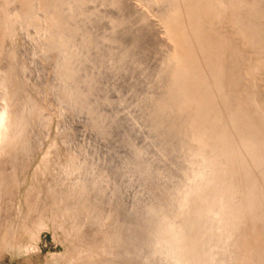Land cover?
<instances>
[{"label": "rangeland", "instance_id": "374dc122", "mask_svg": "<svg viewBox=\"0 0 264 264\" xmlns=\"http://www.w3.org/2000/svg\"><path fill=\"white\" fill-rule=\"evenodd\" d=\"M182 1L0 0V264H264V0Z\"/></svg>", "mask_w": 264, "mask_h": 264}, {"label": "bare ground", "instance_id": "6f19581e", "mask_svg": "<svg viewBox=\"0 0 264 264\" xmlns=\"http://www.w3.org/2000/svg\"><path fill=\"white\" fill-rule=\"evenodd\" d=\"M12 1V0H11ZM37 1V0H36ZM186 1H188V0H186ZM185 0L184 1H182V2H186ZM5 2H6V0H5ZM17 2H18V0H17ZM33 2V1H32ZM31 2V3H32ZM178 2V1H177ZM264 2V1H263ZM7 3V2H6ZM9 4V3H8ZM11 4V3H10ZM183 4V3H182ZM185 4H187V3H185ZM263 4V3H262ZM12 5V4H11ZM34 5V4H33ZM179 5V7H180V5L181 4H178ZM211 5V4H210ZM219 5H220V3H219ZM257 5V4H256ZM0 6H1V4H0ZM3 6V5H2ZM183 6V5H182ZM181 6V7H182ZM208 6H209V4H208ZM213 6V5H212ZM226 6V5H225ZM5 7H8V6H5ZM199 7V6H198ZM211 7V6H210ZM259 7V6H258ZM183 9H184V7H182ZM197 9V8H196ZM204 9H205V7H204ZM8 10V9H7ZM168 10V9H167ZM174 10H176V8H174ZM173 10V11H174ZM178 10V9H177ZM174 11L173 12V14L171 13V16H169V17H167L166 19H163V25H164V29L166 30V34L165 35H167V38L169 39V41L171 42V44H172V46H173V52H172V62H170V63H173V71H179V72H185V73H187V69L189 68V64H190V62H192L193 61V59L196 57V51H195V48H196V46H194L193 45V43H192V40L194 39V38H196L197 36H195L196 34H197V32L196 31H194V30H192V27H193V25L197 22V20H194L193 18H188V17H190V16H188V17H186V18H183L182 20L179 18L180 16H178L179 15V13L181 12V11ZM262 10V9H261ZM189 11L191 12V10L189 9ZM194 11V10H193ZM192 11V12H193ZM207 11V10H206ZM1 12H3L2 10H1ZM0 12V13H1ZM187 12V11H186ZM229 12H231V11H229ZM234 12V11H233ZM4 13V12H3ZM169 13V12H168ZM205 13V12H204ZM209 13V12H208ZM235 13V12H234ZM188 14V13H187ZM206 14H207V12H206ZM183 15H185V14H183ZM211 16V15H210ZM221 16V15H220ZM235 16V15H234ZM207 17H209L208 15H207ZM263 17V16H262ZM233 18V17H232ZM236 18V17H235ZM234 18V19H235ZM193 19V20H192ZM202 19V18H201ZM200 19V20H201ZM237 20H238V16H237V18H236ZM242 20V19H241ZM228 21V20H227ZM246 21H248V20H246ZM231 22H233V21H231ZM237 22H240L239 20L237 21ZM243 22H245V21H243ZM197 24V23H196ZM244 24V23H243ZM249 24V23H248ZM246 25V23L244 24V26ZM1 26V25H0ZM3 26V25H2ZM211 26V25H210ZM231 26V25H230ZM161 27V26H160ZM159 27V28H160ZM163 27V26H162ZM239 27H242V22L240 23V25H239ZM247 27V26H246ZM4 28V27H3ZM3 28H0V30L1 29H3ZM257 28V27H256ZM211 29V28H210ZM242 29V28H241ZM240 29V30H241ZM244 29V28H243ZM261 29V28H260ZM228 30V29H227ZM226 30V31H227ZM230 30V29H229ZM256 30V29H255ZM254 30V31H255ZM244 31V30H243ZM243 31H239L241 34L243 33L244 34V32ZM246 32H249L248 31V29L247 30H245ZM2 32V30L0 31V33ZM4 32V31H3ZM2 32V33H3ZM205 32H206V30H205ZM227 32H229V31H227ZM0 34V37L3 35V34ZM161 33V32H160ZM163 33V32H162ZM216 34V33H215ZM238 34V33H237ZM240 34V35H241ZM242 34V35H243ZM247 35H249V34H251L250 32L249 33H246ZM245 34V35H246ZM253 34V33H252ZM251 34V35H252ZM198 35H199V33H198ZM208 35V34H207ZM225 35V34H224ZM227 36V35H226ZM244 36V35H243ZM250 36V35H249ZM249 36H247L248 38H249ZM245 37L246 36H244V39H245ZM252 37H254V36H252ZM251 37V38H252ZM248 38H246L248 41L249 40H251L250 38L248 39ZM1 39V38H0ZM238 39V38H237ZM243 39V40H244ZM245 39V40H246ZM253 39V38H252ZM184 40V46L182 45H180V43H182V41ZM188 40H190V41H188ZM196 42V41H195ZM244 42V41H243ZM243 42H242V46H243ZM168 43V42H167ZM239 43H241L240 41H239ZM248 43V42H247ZM168 44H170V43H168ZM220 44V43H219ZM256 44V43H255ZM258 44V43H257ZM249 46V45H248ZM254 46V45H253ZM260 46V45H259ZM169 47H170V45H169ZM194 47V48H193ZM244 47V46H243ZM179 48V49H178ZM240 48H242L241 46H240ZM239 48V49H240ZM251 48V47H250ZM261 49V48H260ZM243 50H244V48H243ZM239 52V51H238ZM251 52L253 53V50H251ZM198 53V52H197ZM242 53V52H241ZM251 55V54H250ZM256 57V56H255ZM257 57H259V56H257ZM263 57V56H262ZM239 59V58H238ZM242 63V62H241ZM169 64V63H168ZM213 64H215V63H213ZM240 64V63H239ZM170 65V64H169ZM198 64L196 63L195 64V66H197ZM254 65V64H253ZM172 68V67H171ZM239 68V67H238ZM241 68V67H240ZM206 69V68H205ZM204 69V70H205ZM208 69V68H207ZM197 70V69H196ZM201 70V69H200ZM203 70V71H204ZM240 70V69H239ZM243 70V69H242ZM202 71V70H201ZM262 72V71H261ZM191 73V72H190ZM206 73V72H205ZM204 72H203V74H205ZM172 74V73H171ZM174 74H176V73H174ZM177 74H178V72H177ZM182 74V73H181ZM180 74V77H182V75ZM188 74V73H187ZM196 74H197V72H196ZM196 74H194L195 76H196ZM200 74V73H199ZM202 74V75H203ZM223 74V73H222ZM1 75V74H0ZM185 75V74H184ZM183 75V76H184ZM198 75V74H197ZM202 75L199 77V78H201L202 77ZM262 75V74H261ZM173 76V75H172ZM178 76V75H177ZM186 76V75H185ZM185 76H184V78H185ZM188 76V75H187ZM191 76V75H190ZM188 77V80H189V82H190V85H191V87H194V85H196L197 84V80L199 79H196L197 78V76H196V83H195V79L194 80H192V78L191 77ZM195 76H193V77H195ZM205 76V75H204ZM174 77H176L175 75H174ZM179 77V76H178ZM183 77H182V79H184ZM203 78V77H202ZM219 78V77H218ZM174 79H176V80H178L177 78H174ZM180 79L181 78H179V81H180ZM261 79H263V78H261ZM186 80V79H185ZM187 80V81H188ZM201 81V79H199V81L198 82H200ZM178 82V81H177ZM184 82V81H183ZM208 82V81H207ZM184 84H185V86L188 84V83H185L184 82ZM183 84V85H184ZM199 84V83H198ZM172 85V84H171ZM189 85V84H188ZM190 85H189V87H190ZM187 87V86H186ZM186 87H185V89H186ZM177 88H179V86L178 87H176V89ZM184 88V86H182V90H185V89H183ZM175 89V88H174ZM188 89H190V88H188ZM187 89V90H188ZM205 89V88H204ZM186 90V91H187ZM189 91V90H188ZM191 91V90H190ZM4 92V91H3ZM180 92V91H179ZM184 94H185V91L183 92ZM182 93V94H183ZM190 94H192L191 92H189ZM182 94H180L182 97H183V95ZM194 94H196L194 91H193V94H192V97H193V95ZM14 95V94H13ZM208 95V94H207ZM245 95V94H244ZM187 96H189L188 95V93H187ZM199 96V95H198ZM201 96V95H200ZM199 96V98H202V97H200ZM246 96V95H245ZM191 97V98H192ZM194 97H196V95H194ZM181 98V97H180ZM190 98V97H189ZM198 98V99H199ZM182 99V98H181ZM186 98H184L183 97V100L182 101H184ZM245 99V98H244ZM9 100V99H8ZM191 100V99H190ZM197 101V99H192V101ZM247 100V99H246ZM171 101V100H170ZM176 101H177V99H176ZM179 101H180V99H179ZM178 101V102H179ZM188 102V101H187ZM243 102V101H242ZM182 103V102H181ZM180 103V104H181ZM192 103V102H191ZM196 103V102H195ZM194 103V104H195ZM200 103V102H199ZM187 104V103H186ZM182 105V107L184 106L183 104H181ZM188 105H192V104H188ZM8 106V105H7ZM193 106V105H192ZM176 107H178V106H176ZM179 107H180V105H179ZM190 107V106H189ZM8 108V107H7ZM181 109H183V108H181ZM189 111V110H188ZM7 112H9V110L7 111ZM199 112V111H198ZM10 113V112H9ZM5 114V113H4ZM191 114H192V112H191ZM5 118V117H4ZM2 119V118H1ZM3 120V119H2ZM6 120V119H5ZM250 121V120H249ZM248 121V122H249ZM3 122V121H2ZM254 122V121H253ZM6 123H7V121H6ZM196 123H198V122H196ZM196 134V133H195ZM6 136V135H5ZM204 136V135H203ZM221 136V135H220ZM195 138H197V137H195ZM204 138V137H203ZM199 140H201V137H200V139ZM1 141V140H0ZM220 141H221V139H220ZM217 142H219V141H216V143ZM195 143V142H194ZM202 143V142H201ZM201 145V144H200ZM213 149V148H212ZM214 150H216L215 148H214ZM219 150V149H218ZM203 151V150H202ZM202 151H200V152H202ZM203 152H205V151H203ZM8 153V152H7ZM241 153V152H240ZM203 155H205L204 153H202ZM215 154V153H214ZM214 154H211V155H214ZM202 156V155H201ZM200 155H198V157L200 158L201 157ZM203 157V156H202ZM202 157H201V159H202ZM205 157H207L206 158V160L208 161L209 159H208V156H204L203 157V159L205 158ZM213 157L214 156H212L211 157V159H212V161H213ZM198 158V160L200 161L201 159H199ZM203 159H202V161H203ZM201 161V162H202ZM205 161V160H204ZM200 162V163H201ZM204 163H206V162H204ZM210 163V162H209ZM212 163V162H211ZM213 165V164H212ZM214 168V167H213ZM212 169V168H211ZM214 171V170H213ZM216 188V187H215ZM212 189H214V188H212ZM215 190V189H214ZM81 196V195H80ZM208 202V203H207ZM205 204L207 205V207L205 206V208H207V210H205L206 211V213L208 212V214H209V212L212 214V213H216L218 216L220 215V214H222L223 212H222V209H220V210H217V209H215L212 205H211V203H210V201H207ZM201 205V204H200ZM204 205V204H203ZM202 205V206H203ZM204 207V206H203ZM202 207V208H203ZM200 208H201V206H200ZM205 208H203V209H205ZM203 209H199L198 210V208H197V211H200V210H202L203 211ZM217 210V211H216ZM195 211H196V209H195ZM196 211V212H197ZM202 211H200V213H196V214H201V212ZM43 212V211H42ZM204 213V212H203ZM238 213V212H237ZM248 213V212H247ZM249 214V213H248ZM217 215H215V216H217ZM223 218V217H222ZM38 222V221H37ZM225 225H226V227H229L228 225H232V223H229V224H227V223H225ZM65 227V226H64ZM144 227V226H143ZM232 227V226H231ZM43 228V227H42ZM228 230V229H227ZM230 230V229H229ZM230 232H232V231H230ZM140 234V233H139ZM138 234V235H139ZM144 236H146V235H144ZM147 237V236H146ZM218 237V236H217ZM222 237V236H221ZM141 238H142V236H141ZM214 238V237H213ZM229 238V237H228ZM228 238H226V239H228ZM262 238V237H261ZM215 239H216V237H215ZM263 239V238H262ZM143 240H145L144 242H146V240L148 241V239H144V237H143ZM142 240V241H143ZM194 240V239H193ZM213 240V239H212ZM240 240V239H239ZM192 241V240H191ZM217 241H219V240H217ZM236 241V240H235ZM139 243H140V241H138ZM149 242H150V240H149ZM199 242H200V240H199ZM213 242V241H212ZM234 242V241H233ZM241 242V241H240ZM138 243V244H139ZM142 243V242H141ZM139 244V246L140 245H142V244ZM198 243V242H197ZM227 243H229V242H227ZM232 243V242H231ZM174 244H176L175 242H174ZM212 244V243H211ZM220 244V243H219ZM198 245V244H197ZM214 245V244H213ZM223 244H221V246H222ZM225 245V244H224ZM144 246H146V243H145V245ZM202 246V245H201ZM220 246V247H221ZM141 248H142V246H141ZM196 248V247H195ZM81 249V248H80ZM145 249V248H144ZM143 249V250H144ZM146 249H148V247L146 248ZM145 249V250H146ZM150 250V249H149ZM238 250V249H237ZM76 252V251H75ZM151 254V253H150ZM148 255V254H147ZM258 257H259V255H257ZM258 257H256L257 259H258ZM253 260V259H252ZM249 261V260H248ZM256 262V261H255ZM263 262V261H262Z\"/></svg>", "mask_w": 264, "mask_h": 264}]
</instances>
